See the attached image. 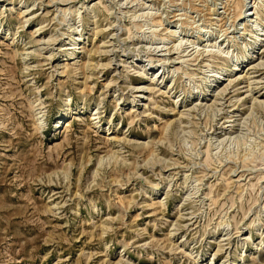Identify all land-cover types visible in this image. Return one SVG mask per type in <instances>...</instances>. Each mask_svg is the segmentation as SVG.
Masks as SVG:
<instances>
[{"label":"rangeland","instance_id":"374dc122","mask_svg":"<svg viewBox=\"0 0 264 264\" xmlns=\"http://www.w3.org/2000/svg\"><path fill=\"white\" fill-rule=\"evenodd\" d=\"M46 1L0 0V264H259L264 0Z\"/></svg>","mask_w":264,"mask_h":264},{"label":"bare ground","instance_id":"6f19581e","mask_svg":"<svg viewBox=\"0 0 264 264\" xmlns=\"http://www.w3.org/2000/svg\"><path fill=\"white\" fill-rule=\"evenodd\" d=\"M54 0H48V1H46L45 2V6H49L50 5V3H52ZM62 1H64V0H62ZM253 1V0H252ZM254 2H256L255 0H254ZM39 4H42V2H41V0H40V2H39ZM250 3H248V0H241L240 1V3H239V16L241 17V18H243V17H245L246 15H247V13H249L250 12V9H248L249 8V5ZM251 4H254V6L256 5L255 3H251ZM263 4V3H262ZM33 5H34V3H32L31 4V8H29L30 7V5L29 6H27V7H25V11L23 12V13H21V16H19V17H21V19H24V21L23 22H21V23H26V22H28L29 20H30V18L32 17V15H33V12H31L32 11V8H33ZM43 5V4H42ZM94 5V4H93ZM93 5H91V6H86L85 7V11H87V12H89V13H91L92 12V14H94V18H96V14L93 12V8H95ZM95 6H97V5H95ZM43 7V6H42ZM84 7V6H83ZM98 7V6H97ZM238 9V8H237ZM259 9H261V7H257V6H255L254 7V13H255V15L257 16L256 17V20H258V18H259V21H261V18L259 17L260 16V11H259ZM64 10V9H63ZM67 10V9H66ZM70 10V9H69ZM59 11V10H58ZM65 11V10H64ZM65 12H67V11H65ZM70 12V11H69ZM64 13V12H63ZM78 13V12H77ZM252 13V12H251ZM253 13V14H254ZM76 14V13H75ZM73 15V14H72ZM77 15V14H76ZM247 17V16H246ZM255 20V21H256ZM97 22V21H96ZM264 22V21H263ZM75 31H77V32H79L78 34L77 33H70V34H68V48L67 49H65L66 50V52H68L69 54H72L73 53V49H77V48H81L80 46H78V44L79 43H77L78 41H79V39H80V36H81V33H80V31L81 30H75ZM37 32H38V29H37ZM98 32H100L99 31V29H97V26H96V24H95V27L93 28V33H94V35H97V33ZM249 33L251 34L252 33V31H251V29L249 28ZM54 39H52L51 37L50 38H48L46 41L49 43V42H51V41H53ZM254 44H260V46H263V44H264V30H262L261 31V34L259 35V36H257L256 37V39H255V41H254V43H253V45ZM64 46V45H63ZM104 52V51H103ZM92 53V52H91ZM94 53V52H93ZM97 53H99V52H97ZM96 53V54H97ZM90 58V56H89V53H88V56H87V61H88V59ZM93 59V58H92ZM91 61V60H90ZM87 63V62H86ZM85 63V64H86ZM124 64H125V62H123ZM85 64H83V65H85ZM240 64L241 63H239V64H236L233 68H232V71H236V70H238L239 68H240ZM87 65H88V63H87ZM87 65H85V66H87ZM260 65H261V63H260ZM259 64L258 65H255V67H257V66H260ZM149 66V65H148ZM145 67H147V65L146 66H142L141 65V68H145ZM262 67V66H261ZM85 68V67H84ZM88 68V67H87ZM86 68V69H87ZM78 70V69H77ZM147 70H149L148 68H147ZM142 72V71H141ZM159 71L157 70L156 72H155V74L156 73H158ZM157 74H156V76L152 79L153 81H157ZM156 78V79H155ZM231 78V77H230ZM228 79L229 80V83H231V79ZM237 78H240L239 76L237 77ZM235 81V80H234ZM248 81V80H247ZM255 82V81H254ZM252 83V81L251 82H249V84L247 85V86H245V88L247 89L245 92L246 93H248V92H251L252 91V87L251 86H253V85H257L259 82H256V83ZM152 83V82H151ZM151 88V87H150ZM149 86L148 87H136V88H134L135 89V92L134 93H136V94H140V95H142L141 93H143L144 91L145 92H147L149 89ZM223 91H225V88L224 89H222L221 90V92H223ZM81 92H83L82 90H81ZM139 96V95H138ZM140 97V96H139ZM261 97V96H260ZM251 100H252V105H251V109H255V108H261L263 111H264V100H262V101H260V100H258L256 97L255 98H251ZM213 105H210V106H208L209 108H211ZM252 112V111H251ZM94 114H96V113H94ZM94 114H92V115H94ZM180 115V114H179ZM236 117V116H235ZM240 117V116H239ZM95 117H91L90 118V120L91 119H94ZM240 120H242L243 122H241V124H244L245 122H246V117L245 118H240ZM39 123H38V125L40 124V120H37ZM228 125H226L223 129H224V132L226 133V135H229L228 136V139L230 138V140L232 139V137H230L231 136V133H233V129L235 128V127H237L240 123L238 122V118H236V119H233V120H231V121H229L228 120ZM94 124V123H93ZM242 126V125H241ZM40 127V126H39ZM226 139H227V137H225ZM226 141V140H225ZM216 146V145H215ZM207 154V153H206ZM244 163V162H243ZM262 178V177H261ZM240 180V179H239ZM229 183V182H228ZM188 196V195H187ZM215 203V202H214ZM122 206V205H121ZM251 223H252V221H251ZM235 229H237V228H235ZM262 250V248H256V252H258L257 254H258V257H256L258 260V262H259V264H264V252H262L261 251ZM254 260V259H253ZM116 264H121L119 261L116 263Z\"/></svg>","mask_w":264,"mask_h":264}]
</instances>
